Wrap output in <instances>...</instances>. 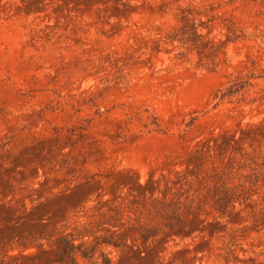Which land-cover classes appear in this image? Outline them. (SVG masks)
Wrapping results in <instances>:
<instances>
[{
  "label": "rangeland",
  "instance_id": "obj_1",
  "mask_svg": "<svg viewBox=\"0 0 264 264\" xmlns=\"http://www.w3.org/2000/svg\"><path fill=\"white\" fill-rule=\"evenodd\" d=\"M223 164L248 200L205 202L190 236L100 246L111 264H264V0H0V264H58L48 231Z\"/></svg>",
  "mask_w": 264,
  "mask_h": 264
},
{
  "label": "trees",
  "instance_id": "obj_2",
  "mask_svg": "<svg viewBox=\"0 0 264 264\" xmlns=\"http://www.w3.org/2000/svg\"><path fill=\"white\" fill-rule=\"evenodd\" d=\"M229 146L231 143L227 142L218 147L223 157ZM231 168L229 164L216 165L206 177L195 175L189 181H173V185L168 184L169 180L149 179L148 196L143 204L129 201L125 206L121 203L111 205L99 214L98 220L89 222L80 230L75 229L76 235L65 233L64 230L48 231L45 236L47 239L53 238L54 261L58 264H79L77 256L91 259L99 251L102 264H111L110 258L100 246L112 245L115 248L129 249L138 241L145 245L175 236H190L196 230L201 232L203 229L198 224L204 221L199 218L205 202L210 206L208 213L213 212L218 217H223L234 211L236 202H244L249 198L246 184L239 182L229 185V180L234 178ZM259 176L260 173L252 169L246 178L254 184ZM128 190L129 193L133 192L130 188ZM123 208L130 214L127 218L124 217ZM252 210L253 222L256 223L264 215V201L258 209ZM143 217L146 221L142 222ZM198 220L199 223H196ZM96 231L104 233L97 235ZM221 231L213 230L215 233ZM86 235L93 236L92 244L75 242Z\"/></svg>",
  "mask_w": 264,
  "mask_h": 264
}]
</instances>
